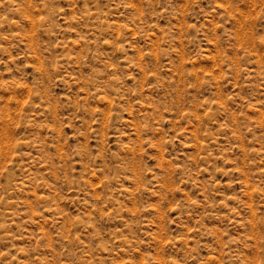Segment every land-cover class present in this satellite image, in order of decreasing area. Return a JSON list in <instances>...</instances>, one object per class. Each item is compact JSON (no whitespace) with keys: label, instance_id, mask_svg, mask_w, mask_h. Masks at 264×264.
<instances>
[{"label":"rangeland","instance_id":"obj_1","mask_svg":"<svg viewBox=\"0 0 264 264\" xmlns=\"http://www.w3.org/2000/svg\"><path fill=\"white\" fill-rule=\"evenodd\" d=\"M0 264H264V0H0Z\"/></svg>","mask_w":264,"mask_h":264}]
</instances>
